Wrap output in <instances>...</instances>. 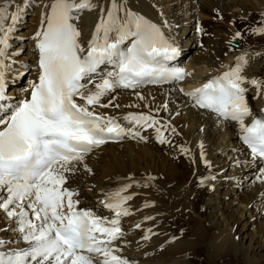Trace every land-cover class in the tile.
<instances>
[{
  "label": "bare ground",
  "instance_id": "obj_1",
  "mask_svg": "<svg viewBox=\"0 0 264 264\" xmlns=\"http://www.w3.org/2000/svg\"><path fill=\"white\" fill-rule=\"evenodd\" d=\"M92 2L96 5L95 8L74 13L78 18L73 22L80 30L79 39L85 54L101 15H106L112 4V0ZM117 2L122 5L119 13L122 17L125 9H129L161 26L165 35L180 48V61L188 63L189 79L181 84L139 89L117 88L104 96L101 104H107L111 100L113 106L105 108L97 105L94 106L95 111L104 116L115 117L126 129L138 131L146 139L127 135L123 142L95 148L69 174L64 187L77 190L73 199L80 201L78 208L91 210L108 221L115 219V212L105 206L106 196L125 189L121 195L132 197L125 202L129 215L120 217V227L124 234L111 245L116 250L115 254L128 260L129 264H191L190 256L197 250L204 252L207 264H215L214 261L230 254L240 264H264V165L243 142L239 122L223 120L201 109L186 95L207 83L213 76H219L228 68L234 67L237 57L244 55L248 63L242 73L247 78L243 87L247 89L245 96L252 111V115L245 118V123L250 124L256 116L264 113V60L259 58L262 57L259 52H245L243 50H248L245 47L238 49L232 36L221 40L222 34L220 35L219 29L216 30V26L213 33H203L210 49H199L201 36L198 32V23L214 22L213 13L220 12L223 5L230 6L231 13H235L233 19H238L248 17L250 11L264 13V0ZM51 3L52 0H0V8L6 7L9 15L6 25L12 23L10 14L16 11L18 5L24 9L9 41V59L5 61L9 65L6 69V84L10 86L8 96L16 104L21 99L30 97L31 83L38 80L40 71L35 67L38 59L35 34L41 29L44 14L49 11L46 6ZM128 43L130 41H126L124 46ZM200 50L204 52L201 53ZM113 70V65H104V77L91 82L85 93L95 91V85ZM253 79L260 81L261 87L253 85ZM77 100L79 103L83 102L79 97ZM147 108H153L154 112ZM129 113L150 114L159 124L152 128L135 125L125 119ZM162 125L169 127L164 128ZM156 127H161L162 132L175 128V132L171 131L185 147L165 149L166 138L164 143L160 142ZM183 149H188L186 153L194 165L210 159L208 163L214 177L211 182L213 189L208 190L207 199L202 205L208 214H199L197 217L195 214L194 223V220L186 221L189 231H182L180 228L178 230L182 233H174L171 222L177 218L183 198L191 191L184 192L183 187H178L174 192L164 187L166 174L172 175L173 170L163 159V153L168 151L172 156H178L185 153ZM218 152L224 154L217 157ZM88 169L93 170L94 176L88 175ZM245 170L249 171L241 177ZM128 185L130 187H126ZM0 196H6V192H0ZM187 202L191 204L188 199ZM3 213L4 221H9L8 232L12 245L6 243L0 251L28 247V243L21 239L22 233L18 231L17 221L0 209V214ZM206 224L212 227L213 234L209 239L201 241L200 233ZM2 231L0 225V233ZM0 239L9 241L3 234Z\"/></svg>",
  "mask_w": 264,
  "mask_h": 264
},
{
  "label": "snow or ice",
  "instance_id": "obj_2",
  "mask_svg": "<svg viewBox=\"0 0 264 264\" xmlns=\"http://www.w3.org/2000/svg\"><path fill=\"white\" fill-rule=\"evenodd\" d=\"M46 7L49 11L35 34L38 80L31 83L30 98L18 104L8 103L9 65L5 61L24 9L18 5L10 14L12 23L6 25L7 8H0V192H6V196H0V209L17 221L21 239L28 243L26 248L0 251V264H129L111 245L124 234L120 217L129 215L125 202L132 197L121 195L125 189L108 194L105 206L115 212V219L108 221L91 210L78 208L80 201L73 199L77 190L64 185L94 148L127 135L140 137V132L126 129L115 117L98 114L94 106H113L111 100L107 104H101V100L117 88L183 80L188 73L167 66L179 55L180 48L160 25L143 15L125 9L122 17V5L112 0L85 54L80 30L73 22L78 18L74 13L95 8L92 0H52ZM254 31L264 33V28ZM240 35L236 33V37ZM126 41L130 46H124ZM105 63L113 65L114 70L95 85V91L86 94L82 81ZM247 63L246 56L237 57L234 67L186 95L198 107L239 122L242 140L251 154L264 159V118L245 123V118L252 115L243 87L247 78L242 73ZM251 83L261 87L255 79ZM77 97L83 102L78 103ZM125 119L147 128L159 124L154 116L144 113H129ZM161 127H156L157 138L164 143ZM171 130L175 132V128ZM6 243L0 239V248Z\"/></svg>",
  "mask_w": 264,
  "mask_h": 264
},
{
  "label": "rangeland",
  "instance_id": "obj_3",
  "mask_svg": "<svg viewBox=\"0 0 264 264\" xmlns=\"http://www.w3.org/2000/svg\"><path fill=\"white\" fill-rule=\"evenodd\" d=\"M223 7L224 8L222 10H220L221 14H219L220 13L219 11L217 13H215L216 16L213 13L215 21H217L216 23H215V21L214 22L211 21L210 23L207 22V23L203 24V26L205 27V30L203 33H207V34L211 33L217 27L216 30L219 29L220 35L222 34L221 38H220L221 40L225 37L232 36L234 43H235V46L238 49L239 48H243V49L248 48V50L247 49L243 50L245 52L251 51V50H257L262 57H259V55L257 53H255V52L254 53L257 54V56L260 59L264 60V33L254 31L255 29L264 28V13H261V12L257 13L255 11L254 12L250 11L248 14V17L233 19V16L235 15V13L234 14L231 13V11L229 9L230 6L223 5ZM227 8L229 9V11H227L228 10ZM216 18H218L220 21L217 20ZM238 32L241 33L240 37H236V33H238ZM203 33H202V35L199 34L201 36L199 49H201V48L210 49V47L206 45V40H205L206 37L203 36ZM213 46L218 47V45H213ZM18 47H20V45H18ZM200 52L203 53L204 50H200ZM263 74H264V69H263ZM144 109H146V108H144ZM147 109L150 110L151 108H147ZM152 109H151V111L154 112V110H152ZM164 132L166 135L165 136L166 143L164 146L165 149H167V150L176 149L177 150L179 148L182 149L185 147V144L181 140H179L178 138H175V136L171 130L165 129ZM213 144H216V143H213ZM185 153L178 155V156H172L171 153L168 151L163 153L164 154L163 159L166 161L168 166L171 167L173 170L172 175L166 174V178H165L166 183L163 184L164 187L166 189H172L174 192L177 190L178 187H181V188L183 187L182 191H184V192H186V190L191 191V193H189V195L186 194L187 197L183 198L182 203H180V207H179L180 209L178 208V214L176 216L177 218H174V220H173L174 222L173 221L171 222V226H172V229L174 230V233H182V231H189V228L186 226L187 225L186 221L189 222V220H194L193 221V223H194L197 215H199V214L200 215H204V214L207 215L208 214L206 212L207 209L202 208L203 207L202 205L205 202V200L207 199L206 195L208 194V190L213 189L212 185H211L213 173H212V171H210L211 167L209 166L210 164L208 163V161L210 159H206L208 165L205 161H201L202 164H200V165H197L194 162L195 163V165H194L189 154L188 153L185 154ZM169 154H170V156H169ZM221 154H224V153L218 152V153H216V156L220 157ZM204 158H206V157H204ZM207 168H208V171H206ZM248 171L249 170H245L241 174V177L245 176ZM207 172H209V173H207ZM88 175L94 176L93 170L89 171ZM203 181L204 182L206 181L207 184L204 183ZM200 187H201V189H200ZM187 199H188V201L191 202V204L187 202ZM181 205H182V207H181ZM184 205H186V207ZM185 209H187V210H185ZM195 214H196V217L194 216ZM3 215H4V213L2 215L0 214V225H1V228H3V231H5L6 233L4 232L5 233L4 234L2 231L0 233V235L3 234L6 238H9V241L7 242V244H11L10 243L11 242V240H10L11 236L8 232V230H10V229H8L9 221L7 220V222H5L4 219L2 218ZM13 225H14V222H13ZM258 225L260 226V224H258ZM4 226H5V228H4ZM180 228L182 231L178 230ZM13 229H15V228H13ZM212 232H213V229L211 226H209L208 224L204 225V227L202 228V231L200 233V240L205 241V240L209 239L213 234ZM178 236H181V234ZM246 244H248V240H247ZM192 253L193 254H191V256H190L191 264H207V260L205 258L204 252L197 250V251H194ZM231 256H232V254L228 255L227 257H225L221 260L219 259L217 261H214V263L215 264H236V263L240 264L239 261L237 262L236 260L233 259V256L232 257Z\"/></svg>",
  "mask_w": 264,
  "mask_h": 264
}]
</instances>
